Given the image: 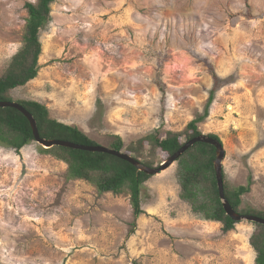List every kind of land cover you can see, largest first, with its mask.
Masks as SVG:
<instances>
[{
	"label": "rangeland",
	"instance_id": "rangeland-1",
	"mask_svg": "<svg viewBox=\"0 0 264 264\" xmlns=\"http://www.w3.org/2000/svg\"><path fill=\"white\" fill-rule=\"evenodd\" d=\"M0 0V76L22 45L27 3ZM35 79L16 98L47 105L100 145L181 132L199 116L226 150L230 186L250 184L242 207L264 211V0H57L42 28ZM212 71L233 83L216 94ZM0 146V264H255L253 222L196 217L175 163L142 190L101 193L38 151Z\"/></svg>",
	"mask_w": 264,
	"mask_h": 264
},
{
	"label": "trees",
	"instance_id": "trees-1",
	"mask_svg": "<svg viewBox=\"0 0 264 264\" xmlns=\"http://www.w3.org/2000/svg\"><path fill=\"white\" fill-rule=\"evenodd\" d=\"M57 0H38L27 3L26 21L22 45L12 56L6 71L0 76V101H16L22 104L37 121L41 137L62 139L83 145H99L79 127L64 123L50 115L47 105L32 100L16 98L14 91L26 86L38 75L40 56L43 51L40 39L41 30L51 21L52 4ZM213 88L206 105V114L216 98L217 92L233 83V77L221 78L212 71ZM205 116L192 120L181 132L155 131L126 144L116 135L110 147L130 154L139 162L151 168H158L165 160L175 154L189 140L202 135L198 121ZM222 142L217 134H208ZM36 143L29 119L18 109L0 107V146L19 152L22 148ZM38 151L50 154L68 165L67 178L84 179L93 184L99 192L114 194L127 193L130 197L135 218L144 213L142 190L153 176L116 155L103 152L55 146L44 148L37 144ZM217 148L210 143L197 142L176 162V180L180 188V198L190 205L192 213L204 221L222 223L224 232L233 230L237 222L228 216L220 198L214 161ZM225 195L231 206L240 214H251L264 218V211L242 207L243 196L250 192V184L230 186L223 168ZM256 229L250 244L257 253L255 264H264V225L254 223Z\"/></svg>",
	"mask_w": 264,
	"mask_h": 264
},
{
	"label": "water",
	"instance_id": "water-1",
	"mask_svg": "<svg viewBox=\"0 0 264 264\" xmlns=\"http://www.w3.org/2000/svg\"><path fill=\"white\" fill-rule=\"evenodd\" d=\"M0 107H13L21 111L30 121L33 133L35 136V141L41 145L44 148H53L55 146H63L68 148H74V149H81V150H87L91 152H103V153H109L112 155H116L122 159H125L131 163H133L139 171H143L147 174L156 175L161 173L164 170H167L172 165H174L177 160L195 143L197 142H206L213 144L217 148V157L214 161V166L216 170L217 175V182H218V188L220 193V198L223 202L225 211L228 216L232 217L233 220L236 222H242V221H248L253 223H259L264 225V218L251 215V214H240L238 213L230 204V202L227 200L225 195V188H224V179H223V168H224V159L226 156V150L224 148V145L222 142L210 137L208 134H202L200 136H197L182 146L181 149H179L175 154H173L171 157H169L167 160H165L158 168H151L149 166H146L145 164L139 162L134 157H132L130 154L117 151L111 147H107L104 145H83L74 143L67 140L62 139H46L41 137L37 121L32 113H30L22 104L16 101H0Z\"/></svg>",
	"mask_w": 264,
	"mask_h": 264
},
{
	"label": "crops",
	"instance_id": "crops-1",
	"mask_svg": "<svg viewBox=\"0 0 264 264\" xmlns=\"http://www.w3.org/2000/svg\"><path fill=\"white\" fill-rule=\"evenodd\" d=\"M206 222H211V221H206Z\"/></svg>",
	"mask_w": 264,
	"mask_h": 264
}]
</instances>
